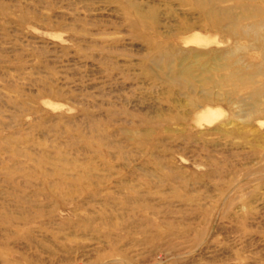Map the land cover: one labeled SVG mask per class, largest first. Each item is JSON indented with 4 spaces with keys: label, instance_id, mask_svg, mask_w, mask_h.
<instances>
[{
    "label": "rangeland",
    "instance_id": "rangeland-1",
    "mask_svg": "<svg viewBox=\"0 0 264 264\" xmlns=\"http://www.w3.org/2000/svg\"><path fill=\"white\" fill-rule=\"evenodd\" d=\"M0 264H264V0H0Z\"/></svg>",
    "mask_w": 264,
    "mask_h": 264
},
{
    "label": "bare ground",
    "instance_id": "bare-ground-1",
    "mask_svg": "<svg viewBox=\"0 0 264 264\" xmlns=\"http://www.w3.org/2000/svg\"><path fill=\"white\" fill-rule=\"evenodd\" d=\"M260 27H259V25H258V27H256V29L258 30Z\"/></svg>",
    "mask_w": 264,
    "mask_h": 264
}]
</instances>
